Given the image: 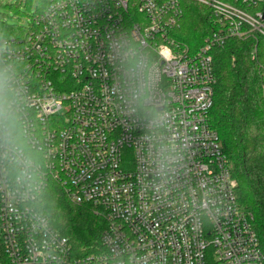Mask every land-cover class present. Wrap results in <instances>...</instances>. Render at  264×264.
<instances>
[{"label":"built area","instance_id":"built-area-1","mask_svg":"<svg viewBox=\"0 0 264 264\" xmlns=\"http://www.w3.org/2000/svg\"><path fill=\"white\" fill-rule=\"evenodd\" d=\"M194 1L197 45L183 0H45L0 35V264H264L211 123L212 51L264 41V0ZM51 186L102 217V252L73 255L39 209Z\"/></svg>","mask_w":264,"mask_h":264},{"label":"trees","instance_id":"trees-1","mask_svg":"<svg viewBox=\"0 0 264 264\" xmlns=\"http://www.w3.org/2000/svg\"><path fill=\"white\" fill-rule=\"evenodd\" d=\"M183 3L181 38L192 45L202 44L214 28L211 10L194 0ZM0 28L7 33L1 20ZM212 56L217 83L211 123L232 162L239 201L254 213L264 249V41L260 37L230 38L224 46L214 48ZM39 209L68 238L74 256L104 250L100 236L105 222L89 205H76L59 187L51 186L42 195Z\"/></svg>","mask_w":264,"mask_h":264},{"label":"rangeland","instance_id":"rangeland-1","mask_svg":"<svg viewBox=\"0 0 264 264\" xmlns=\"http://www.w3.org/2000/svg\"><path fill=\"white\" fill-rule=\"evenodd\" d=\"M38 0H0V20L7 33L2 36H20L38 11ZM1 30V28H0Z\"/></svg>","mask_w":264,"mask_h":264},{"label":"clouds","instance_id":"clouds-1","mask_svg":"<svg viewBox=\"0 0 264 264\" xmlns=\"http://www.w3.org/2000/svg\"><path fill=\"white\" fill-rule=\"evenodd\" d=\"M0 121H3L6 132L10 135V130L14 128L13 118L10 112L3 105H0Z\"/></svg>","mask_w":264,"mask_h":264}]
</instances>
